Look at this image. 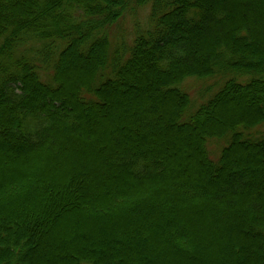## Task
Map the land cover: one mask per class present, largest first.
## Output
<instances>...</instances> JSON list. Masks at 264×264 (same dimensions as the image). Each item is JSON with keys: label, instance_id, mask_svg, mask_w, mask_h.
<instances>
[{"label": "trees", "instance_id": "16d2710c", "mask_svg": "<svg viewBox=\"0 0 264 264\" xmlns=\"http://www.w3.org/2000/svg\"><path fill=\"white\" fill-rule=\"evenodd\" d=\"M263 128L264 0H0V264H264Z\"/></svg>", "mask_w": 264, "mask_h": 264}, {"label": "rangeland", "instance_id": "374dc122", "mask_svg": "<svg viewBox=\"0 0 264 264\" xmlns=\"http://www.w3.org/2000/svg\"><path fill=\"white\" fill-rule=\"evenodd\" d=\"M147 12H148V7L144 8V9L142 8V9H140V11L137 13L136 16L139 15L140 17H142V19H144L143 16H145ZM124 22H125V27L129 28V31H131L133 29L134 24L136 25L137 20L134 18V16L129 15L124 19ZM190 90L193 94L197 93L196 86H194V85L190 87ZM263 130H264V128H263Z\"/></svg>", "mask_w": 264, "mask_h": 264}]
</instances>
